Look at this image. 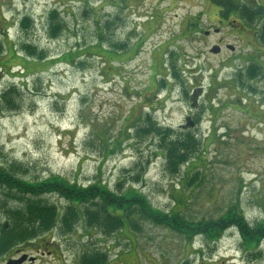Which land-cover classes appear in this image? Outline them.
<instances>
[{
  "label": "rangeland",
  "instance_id": "rangeland-1",
  "mask_svg": "<svg viewBox=\"0 0 264 264\" xmlns=\"http://www.w3.org/2000/svg\"><path fill=\"white\" fill-rule=\"evenodd\" d=\"M241 1L264 7V0ZM52 9L62 25L55 36L49 34ZM246 23L224 17L210 0H0L6 46L0 53V167L39 181L53 175L83 186L101 181L118 194V185L125 191L132 183L154 207L193 222L237 207L256 226L264 220V44L256 37L263 21ZM26 42L45 58L23 51ZM171 58L184 83L167 71ZM252 63L258 75L245 77L243 86L239 73ZM14 85L15 105L2 97ZM149 112L157 123L176 131L190 127L205 141L179 176L166 173L153 132L137 134ZM138 173L137 183L131 177ZM133 216L113 234L86 232L79 224L54 236L59 255L68 264L94 250L107 254V264H264V256L244 248L236 226L219 240L203 234L189 240Z\"/></svg>",
  "mask_w": 264,
  "mask_h": 264
},
{
  "label": "trees",
  "instance_id": "trees-1",
  "mask_svg": "<svg viewBox=\"0 0 264 264\" xmlns=\"http://www.w3.org/2000/svg\"><path fill=\"white\" fill-rule=\"evenodd\" d=\"M210 1L220 8V13L226 18L237 15L245 23L248 21L252 24L255 18H260L263 25L257 30L256 37L261 45L264 44L263 6H252L249 2L241 0ZM49 17V34L55 36L62 27L59 21L55 23L59 17L57 9L50 10ZM28 22H30V17L25 16L22 19V25L28 26ZM247 26L253 25L247 24ZM101 42L97 43L100 45L99 47H102ZM5 47L4 40H0V53L4 52ZM120 47L121 49L125 48L124 45ZM36 48L37 46L30 42L22 44L23 51L35 59L43 60L46 52L44 50L38 52ZM103 49L102 54L109 52L105 48ZM77 53L79 51L75 50L69 55ZM171 56H174V52L171 53ZM100 57L103 58V56ZM172 60L167 71L175 81L183 82L180 67L174 59ZM256 69L257 65L252 63L246 67L243 76L240 71V83L243 86L245 77H257ZM167 84V80L162 79V85L166 86ZM18 92L19 90L14 85L2 97L5 102H12L15 105L14 95ZM183 92L187 97L189 96L186 87H183ZM11 95H13L12 98ZM150 113L142 119L143 124L138 128L137 134L147 132L146 137H149V134L153 132V136L150 138L156 144L157 152L164 158L166 173L172 177L179 176L183 166L190 165V161L200 153L205 141L198 138L196 132H193L190 127H182L176 131L169 126L157 123ZM195 121H199V116H196ZM197 174L199 172L195 175ZM131 178L138 183L140 174ZM0 189L3 194L0 196L1 251L48 233H52L53 236H66L79 224L84 225L86 232L98 228L104 234H113L126 224L128 227L132 222L133 215L137 213L141 219L164 224L181 233L188 234L189 240L194 237V234H203L208 239L219 240L229 227L236 226L242 235L244 248L252 255L264 256L263 251L258 250L262 244L261 241L264 240V220L259 221L256 226H251V228L237 207L228 209L226 215L217 219L193 222L180 212H166L154 207L148 196L132 183L124 189L125 191L118 185L117 190L120 192L122 190L118 194L108 189V185L102 184L101 181L83 186L76 180L71 181L67 177L56 175L39 181L20 175L13 167H0ZM48 195L59 196L65 201L59 204L42 199ZM108 261L110 260L107 254L97 250L84 252L80 258V264H107Z\"/></svg>",
  "mask_w": 264,
  "mask_h": 264
},
{
  "label": "flooded vegetation",
  "instance_id": "flooded-vegetation-1",
  "mask_svg": "<svg viewBox=\"0 0 264 264\" xmlns=\"http://www.w3.org/2000/svg\"><path fill=\"white\" fill-rule=\"evenodd\" d=\"M216 29L217 28H215V30ZM205 33L208 32L206 31ZM217 43L221 47L224 45L223 40H218ZM225 47L230 48L228 44H225ZM215 49L217 48L215 47ZM220 50L221 49H219V51ZM43 237L25 241L5 251L0 250V264H68L66 260L59 255V248L54 242V236L50 238Z\"/></svg>",
  "mask_w": 264,
  "mask_h": 264
},
{
  "label": "water",
  "instance_id": "water-1",
  "mask_svg": "<svg viewBox=\"0 0 264 264\" xmlns=\"http://www.w3.org/2000/svg\"><path fill=\"white\" fill-rule=\"evenodd\" d=\"M215 47L217 49H215ZM215 47L212 48V51L215 52V53L219 52L220 47L219 46H215Z\"/></svg>",
  "mask_w": 264,
  "mask_h": 264
}]
</instances>
